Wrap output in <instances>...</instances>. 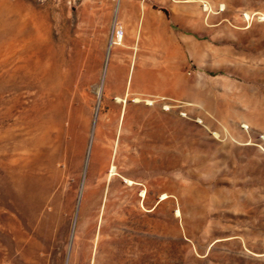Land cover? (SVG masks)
I'll list each match as a JSON object with an SVG mask.
<instances>
[{
	"label": "rangeland",
	"instance_id": "1",
	"mask_svg": "<svg viewBox=\"0 0 264 264\" xmlns=\"http://www.w3.org/2000/svg\"><path fill=\"white\" fill-rule=\"evenodd\" d=\"M19 10L33 60L54 47L70 78L54 95L23 85ZM127 90L159 101L116 104ZM0 264H264V0H0Z\"/></svg>",
	"mask_w": 264,
	"mask_h": 264
},
{
	"label": "bare ground",
	"instance_id": "2",
	"mask_svg": "<svg viewBox=\"0 0 264 264\" xmlns=\"http://www.w3.org/2000/svg\"><path fill=\"white\" fill-rule=\"evenodd\" d=\"M28 21V17L23 13L22 10H19L17 12V23H18V31H19V35H18V45L19 47L17 48L16 52L19 56V59L17 58V62H19L21 69V73H22V77H23V85L26 87H34L36 85L39 84L40 89H46V91H48L49 94H55L58 89L62 88V86L64 84H67L70 82V78L69 76H66V79H64V76L62 74V72H60V66H59V59H58V53L56 51V49L50 48L48 50V54L49 57L47 59L46 65L42 68V66L40 64H37L36 61L33 60V56L32 54H30L29 51H31L32 49V40L34 38H36L38 36V30L37 28H35L34 30L32 29H26V24ZM164 34V39H162V45H164V53L166 57H170L174 54L175 49L173 48H169L168 45H172V47H174V45L172 44L170 38L171 35L165 30L163 31ZM27 39V42H25ZM146 40V37H145ZM144 43V41H143ZM136 48V46H134V49ZM153 52V67H158L156 65L155 60V49H152ZM2 68H3V72L5 74V72L8 70L7 66L9 65L8 62V48L5 46L3 51H2ZM32 59V61H31ZM42 70H46V76H45V81L42 83L38 82V77L40 76V74L42 75ZM8 73H6L3 76L4 79V83L7 80V75ZM155 80L153 81V83L155 84L153 86V89L151 88L152 91L156 92L159 90V86H158V76L153 75ZM157 78V79H156ZM151 81V82H152ZM38 83V84H37ZM151 83V84H153ZM5 85V84H4ZM143 85V84H142ZM145 87V84L143 85ZM141 91H147L149 90V88H140ZM98 95L100 96V89L98 88L97 91ZM132 93L130 90H127L126 92L123 93V95L120 92H117L113 99L115 100V103L118 104V102L120 103H126L127 104V100L129 99V96L133 95L131 97V100L133 102L136 103H140V102H145L147 104H155L156 101H159V95L155 94L153 96V98H144L141 95L143 94H136ZM117 106L112 107L107 113L102 114V127L100 130V135L98 139V143L100 144V151H98L100 153L101 158L103 159V161L100 162V165L95 168V170H93L94 175L97 177L95 178V181H97L98 183H96L95 185H93L94 187L91 188L92 192H98L101 186V182L102 176L103 174L106 172L107 170V161L109 159V154H110V148H111V144L113 142V138H114V134L116 132L117 129V122H118V110L116 109ZM243 127H246L245 125H242ZM35 128V134H34V138H33V146L36 147V149H40V141H39V127L34 126ZM128 129V128H127ZM129 131V130H128ZM18 136L23 137L24 135L22 133L17 134ZM15 135V136H17ZM129 135V134H127ZM19 146L20 143L18 144ZM36 156L34 157V160L36 161V166L37 168H39V151H37V153L35 154ZM56 164H58V158L57 159H53V165L56 166ZM57 167V166H56ZM144 168V166H142L141 170ZM119 169L122 170H129L131 169L130 166L127 165V163H122L119 167L113 162L111 164V166L108 169L107 172V178H110L112 176H116L119 175ZM127 172V171H126ZM93 174V173H92ZM123 179L130 185L133 184L134 181L131 178H127V177H123ZM140 196H144V189L141 190L140 192ZM167 195L165 193H162L161 198H165ZM99 199L97 198L95 203L96 205H98ZM177 214L179 213L178 210Z\"/></svg>",
	"mask_w": 264,
	"mask_h": 264
},
{
	"label": "crops",
	"instance_id": "3",
	"mask_svg": "<svg viewBox=\"0 0 264 264\" xmlns=\"http://www.w3.org/2000/svg\"><path fill=\"white\" fill-rule=\"evenodd\" d=\"M148 23H149V26H152L153 28H162V31H165L166 30V28H165V26L160 22V21H153V20H149L148 21ZM147 28H148V26H146V30H147ZM167 31V30H166ZM170 40H171V42H172V44L174 45V39H173V36L171 35V38H170ZM142 64H143V66H144V62H142ZM153 67V65L151 64V66H150V68L149 69H147V68H143V69H146V70H150L151 68ZM159 70V75H158V77H159V79H160V77H161V75H162V71H161V69L159 68L158 69ZM143 76H144V74L142 75V78H141V80H140V82H142V80H143ZM164 84H165V86L163 87L164 88V90H165V92L166 93H173L174 92V89H173V87H171L172 86V83H173V77L169 74V73H167L166 75L164 74ZM152 81V78H150L149 80H148V82L149 83H152L151 82ZM167 88V89H166ZM159 89H160V91L162 90L161 89V85L159 84ZM150 90V89H149Z\"/></svg>",
	"mask_w": 264,
	"mask_h": 264
}]
</instances>
